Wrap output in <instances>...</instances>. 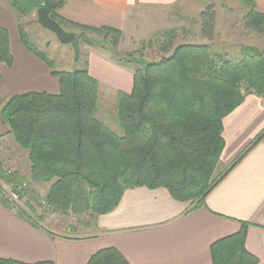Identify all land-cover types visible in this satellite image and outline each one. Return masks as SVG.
<instances>
[{
	"label": "trees",
	"instance_id": "1",
	"mask_svg": "<svg viewBox=\"0 0 264 264\" xmlns=\"http://www.w3.org/2000/svg\"><path fill=\"white\" fill-rule=\"evenodd\" d=\"M22 15L36 12L32 0H7ZM246 8L244 26L264 36V13L253 0H239ZM49 17L66 32L80 38L104 41L112 60L131 66L137 51L120 58L116 49L120 31L69 22L57 15L65 0H44ZM202 39L211 41L215 12L212 4L200 14ZM17 32L22 46L52 69L59 93L29 92L12 96L1 108L0 118L16 144L28 152L30 177L2 172L0 181L13 189L27 184L32 201L39 195L31 183L49 184L44 200L54 212L87 216L94 220L112 212L127 190L166 189L182 203L201 206L205 197L262 138L264 130L225 171L214 176L224 149L223 120L246 96L264 99V49L240 46L237 61L217 53L211 45L181 44L174 47L177 31H164L153 41L162 55L156 62L136 61L132 90L119 92L116 119L122 136L97 118L99 82L87 69L56 71L52 63L28 41L22 25ZM141 54V53H140ZM13 58L6 29L0 27V64L10 68ZM1 79V75H0ZM0 202L7 206L6 200ZM31 210L21 217L42 228L41 215ZM35 214V215H34ZM216 241L210 247L211 264H257L244 246L245 230ZM0 264H21L0 259ZM52 264V263H37ZM86 264H128L114 248L96 252Z\"/></svg>",
	"mask_w": 264,
	"mask_h": 264
},
{
	"label": "crops",
	"instance_id": "2",
	"mask_svg": "<svg viewBox=\"0 0 264 264\" xmlns=\"http://www.w3.org/2000/svg\"><path fill=\"white\" fill-rule=\"evenodd\" d=\"M194 1L65 0L57 15L79 25L120 31L116 54L124 58L135 50L134 35L140 33L142 19L149 20V15H155L164 21L161 12L176 6L189 7ZM253 2L256 10L264 13V0ZM212 5L216 30L218 8ZM10 6L6 0H0V27L8 33L13 58L10 68L0 64V110L13 95L59 93L58 80L50 68L7 30L16 29ZM222 9L225 20L224 13L231 11V7ZM127 39L130 46L122 49ZM79 48L81 52V43ZM104 49L108 51L105 45ZM83 51L88 56L87 72L99 82V88L106 85L116 93L131 92V66L114 62L108 56L110 52L107 55L105 51L87 47ZM263 130L264 99L246 96L223 120L225 145L214 176L225 171ZM8 131L0 118V169L29 179L28 152L16 144ZM42 224V228L32 226L21 217L20 211L14 213L9 204L4 206L0 202V259L21 264H86L96 252L114 248L128 264H211V245L238 234L244 225L245 249L257 259V264H264V135L205 197L201 206L195 208L191 203L178 202L164 188H135L124 192L112 212L96 217L87 226L54 225L50 230Z\"/></svg>",
	"mask_w": 264,
	"mask_h": 264
},
{
	"label": "rangeland",
	"instance_id": "3",
	"mask_svg": "<svg viewBox=\"0 0 264 264\" xmlns=\"http://www.w3.org/2000/svg\"><path fill=\"white\" fill-rule=\"evenodd\" d=\"M8 3L10 4V2ZM212 3H214L218 8L217 15L219 16V22L218 27L214 30L213 39L211 41H206L205 39H202L200 35V14L208 5ZM222 6L231 7V11H225L224 13L227 17L225 20L223 18ZM10 7L12 8V12L9 13L15 21L16 29L10 28L7 30L11 32V35L16 34L18 42L20 43L17 27L18 25H22L28 41L52 63L53 68L56 71L75 72L78 70L88 69V56L87 53L83 51V47H87L92 50L97 49L103 52L105 51L107 55L109 54V51L104 49V45L106 46L104 41L101 42L102 46H91L89 44L81 43L82 49L79 59L77 62H74V51L71 45L59 43L51 32L42 29L37 23L36 12L30 15H22L12 6ZM244 11H247V8H245L239 0H195L192 4L190 3L189 7L176 6L172 7V9L161 12V19L163 18L164 21L158 20V16L156 19L155 15H149V20L142 19L143 27L139 31L140 33H138V35H134V41L136 43L134 51H137L136 53L139 54L135 55L132 59V70L136 67V61L141 60L140 55H142L143 63L156 62L163 57L157 52V48L153 44V41L158 36V32L162 30H177V39L174 42V47L181 44H207L211 45L217 53H228V58L235 61L238 59L236 51H238V48L242 45H250L260 50L264 49V36L256 35L245 29ZM180 26L182 27L179 28ZM67 32L71 33L70 31ZM97 39L98 38L94 36V40ZM129 46V41L127 39L123 42L122 49H128ZM13 47H15V45H13ZM108 56L110 59L112 58L111 54ZM50 70L52 72V69ZM99 93L97 118L116 135L122 136L123 132L116 119V91L106 85H102V88L101 86L99 88ZM11 97H9V99ZM1 185L2 181H0V186ZM48 187L49 184L31 183L30 185L31 190L35 191L33 193L39 195L40 198H44L43 196L46 195ZM30 202H32V200H30ZM20 211H23L27 215L32 214L31 210L26 207L24 209H20ZM43 211L44 210L40 209V213L36 212V215L37 213L41 215L42 222L50 230L54 229V225L79 227L87 226L92 221L87 216H74L70 213L63 215L59 212H53L52 210L48 212L45 211L46 213ZM41 225L43 224L41 223Z\"/></svg>",
	"mask_w": 264,
	"mask_h": 264
},
{
	"label": "water",
	"instance_id": "4",
	"mask_svg": "<svg viewBox=\"0 0 264 264\" xmlns=\"http://www.w3.org/2000/svg\"><path fill=\"white\" fill-rule=\"evenodd\" d=\"M38 8L36 10V17L38 25L49 32H51L57 41L61 44H70L74 51V62H77L80 55V43L89 44L91 46H99L100 42L92 39L89 36L78 37L75 34L66 32L55 21L49 17V11L45 7L44 0H32Z\"/></svg>",
	"mask_w": 264,
	"mask_h": 264
},
{
	"label": "built area",
	"instance_id": "5",
	"mask_svg": "<svg viewBox=\"0 0 264 264\" xmlns=\"http://www.w3.org/2000/svg\"><path fill=\"white\" fill-rule=\"evenodd\" d=\"M0 200H6L10 206V210L17 213L24 207L26 203L32 205L37 212L40 213V209L45 211H51L50 206L46 203L44 198H40L37 203L32 200V195L30 193L28 185L25 183L21 187L15 186L13 189L11 186H7L4 183L0 186ZM40 208V209H39ZM39 216L40 214L37 213Z\"/></svg>",
	"mask_w": 264,
	"mask_h": 264
}]
</instances>
